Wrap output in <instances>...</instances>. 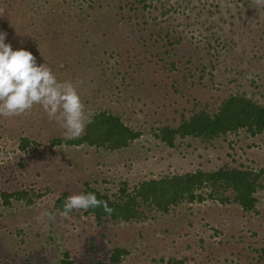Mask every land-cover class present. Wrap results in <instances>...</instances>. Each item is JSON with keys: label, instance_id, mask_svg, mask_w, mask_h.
Wrapping results in <instances>:
<instances>
[{"label": "rangeland", "instance_id": "1", "mask_svg": "<svg viewBox=\"0 0 264 264\" xmlns=\"http://www.w3.org/2000/svg\"><path fill=\"white\" fill-rule=\"evenodd\" d=\"M0 31L59 79L78 81L93 116L141 133L109 150L69 145L39 105L0 117V264H264L263 189L254 211L232 190L209 198L207 189L205 201L167 212L140 202L142 216L128 222L87 210L64 217L56 206L87 184L116 200L152 179L264 169V132L177 137L174 147L157 138L232 96L264 107L262 0H0ZM16 192L26 195L6 205L2 193ZM116 249L126 250L119 263Z\"/></svg>", "mask_w": 264, "mask_h": 264}, {"label": "trees", "instance_id": "2", "mask_svg": "<svg viewBox=\"0 0 264 264\" xmlns=\"http://www.w3.org/2000/svg\"><path fill=\"white\" fill-rule=\"evenodd\" d=\"M239 130H246L252 136L264 132V107L256 105L252 101L232 96L222 105L220 110L211 115L201 111L184 120L178 128H163L157 138L174 147L177 137L204 138L212 140L220 136L234 133ZM141 136L126 126L122 120L107 112L95 114L90 123L87 124L85 135L67 141L69 145H88L96 148L109 150H120L126 148ZM62 140H54L53 145L60 144ZM30 141L23 140L22 150L30 146ZM264 169L254 171L250 169H219L217 171L198 170L185 175L168 176L161 179L144 181L134 188L132 192L126 189L121 190V196L111 200L106 194L101 193L88 184L84 192H94L97 198L107 204L111 211H106L104 205L90 208L87 214H92L97 220L111 219L114 221H131L139 219L142 214L138 208L140 202L157 207L163 212L169 211L172 206L182 201L190 203L203 202L207 196L204 190L210 189L209 198L223 190H232L235 194L234 201L246 212L256 209L259 190H264L261 182ZM26 195L25 192L2 193L6 205L10 204L12 197L20 198ZM60 198L56 206L63 211L65 200ZM229 201L228 198L223 202ZM126 250L116 249L112 255V262L119 263L121 255Z\"/></svg>", "mask_w": 264, "mask_h": 264}, {"label": "clouds", "instance_id": "3", "mask_svg": "<svg viewBox=\"0 0 264 264\" xmlns=\"http://www.w3.org/2000/svg\"><path fill=\"white\" fill-rule=\"evenodd\" d=\"M7 38L8 33L0 31V117L20 116L39 105L48 119L63 129L65 139L80 137L93 112L81 97L79 82L59 79L52 67L38 62L31 50L14 49ZM102 204L106 211H111L94 192L72 194L66 198L61 215L68 217L73 210H88ZM43 215L53 218L51 213Z\"/></svg>", "mask_w": 264, "mask_h": 264}]
</instances>
